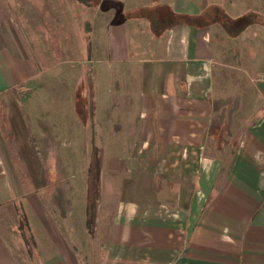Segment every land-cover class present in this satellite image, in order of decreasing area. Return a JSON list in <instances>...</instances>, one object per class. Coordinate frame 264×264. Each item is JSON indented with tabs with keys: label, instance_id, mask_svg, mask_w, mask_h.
Segmentation results:
<instances>
[{
	"label": "crops",
	"instance_id": "0c3cea01",
	"mask_svg": "<svg viewBox=\"0 0 264 264\" xmlns=\"http://www.w3.org/2000/svg\"><path fill=\"white\" fill-rule=\"evenodd\" d=\"M81 6L90 13V53L71 119L42 123L28 116L21 98L40 87L46 58L21 45L15 12L0 0V264H264V25L231 36L221 23L264 18V0ZM87 65L96 100L94 118L84 121L76 93ZM100 82L110 94L104 105ZM20 89L26 92L17 96ZM228 93L257 94L256 115L230 160L209 154L213 119ZM16 106L24 117L15 119ZM35 123L43 124L38 144L29 133ZM102 126L109 148L100 150L90 233L87 185L78 198L70 141H94ZM41 155L42 184L35 176Z\"/></svg>",
	"mask_w": 264,
	"mask_h": 264
},
{
	"label": "rangeland",
	"instance_id": "374dc122",
	"mask_svg": "<svg viewBox=\"0 0 264 264\" xmlns=\"http://www.w3.org/2000/svg\"><path fill=\"white\" fill-rule=\"evenodd\" d=\"M4 1L15 12V29L19 33L21 45L32 49L36 57L46 58L45 64L47 70L41 78L40 87L31 92L26 98H21L23 106L29 109L28 116L31 119L38 118L42 123H44L45 119L49 121L51 118L71 119V105L74 101L76 82L79 81L80 67L83 66L82 61H86L90 53H88L90 47V13L83 10L82 3L78 0ZM228 1L231 2V0ZM85 69L86 75L84 80L77 83L76 99L79 111L88 120L91 118L90 104L93 101L89 80L92 78V73L88 65ZM101 83H99L98 102L104 105L110 94L108 86ZM25 92L26 90L20 89V92L16 93V95L18 96ZM222 97L220 103H218L220 108L216 111L211 127V135L209 137L211 149L209 154L224 156L225 159L230 160L232 153L237 147L242 129L247 127V121H251L256 115L255 109L252 106L256 104L257 94L245 93L241 95L238 93H228ZM95 100L96 93L94 92ZM240 106H244V108H240ZM16 107L19 110V114L14 111V115H16L15 119L24 117L25 115L22 113V110L25 111V108ZM102 111H104V106L102 107ZM41 126L43 127V124L38 125V123H35V126L30 128L29 132L31 136L37 139L35 141L37 144L38 139L41 138L43 133V130L40 129ZM102 127L100 136L94 139V141H91V139L89 141L86 137L79 135L71 137L72 141H70V144L74 146L77 152L76 158H73L76 162L72 176L77 180L79 188L78 198H81L83 186L85 188L87 185L88 193L86 164L90 160L88 164L90 167L94 148L98 149L100 165V150L107 153V149L109 148V142L107 141V137H105V135H108L106 126ZM6 128L7 126H5ZM93 128L95 129V124ZM24 134L27 135L25 131ZM104 155L108 158L106 154ZM44 160L45 157L43 155L37 156L36 168L39 162L43 166ZM41 168H37L35 171V176L39 177L40 184L43 183L45 175L43 171L41 172ZM22 173L26 178V174ZM69 175H71V172ZM54 177L55 174H52L51 178L55 179Z\"/></svg>",
	"mask_w": 264,
	"mask_h": 264
},
{
	"label": "trees",
	"instance_id": "16d2710c",
	"mask_svg": "<svg viewBox=\"0 0 264 264\" xmlns=\"http://www.w3.org/2000/svg\"><path fill=\"white\" fill-rule=\"evenodd\" d=\"M78 1L88 7H91L93 5L98 4L99 0H90V1L89 0H78ZM115 4L117 3L115 2ZM221 23L229 35L236 36L240 34L242 31H244L249 25H252L255 23H261L264 25V18L259 17L258 15L249 14L237 20L231 19L229 17H225L223 20H221ZM89 80H90L92 98H93V101L90 104V111H91L90 117L91 119H93L94 113H95L94 84H93L92 78H90ZM77 111H78V114L85 121L86 119L83 117L82 113L79 111L78 105H77ZM3 117L5 118V116ZM100 173H101V165H100V159L98 157V149L94 148L93 154H92V163L90 164L89 171H88L87 227L90 233H94V229H95V220L97 216V207H98V200H99ZM21 179L23 181L26 180L22 172H21ZM20 230H21L22 236L26 244L29 246V248L32 249L35 246L34 237L31 234L27 220L23 215H21Z\"/></svg>",
	"mask_w": 264,
	"mask_h": 264
}]
</instances>
